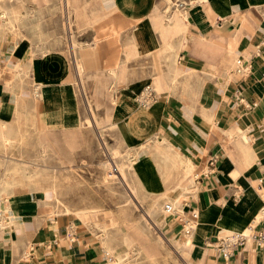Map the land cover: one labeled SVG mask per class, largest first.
Wrapping results in <instances>:
<instances>
[{
	"label": "crops",
	"instance_id": "0c3cea01",
	"mask_svg": "<svg viewBox=\"0 0 264 264\" xmlns=\"http://www.w3.org/2000/svg\"><path fill=\"white\" fill-rule=\"evenodd\" d=\"M178 1L187 6L176 13ZM148 82L158 92L142 108L136 98ZM84 90L113 97L101 127L137 149V177L153 195L174 197L185 162L195 167L177 184L179 216L198 213L190 234L179 216L160 225L170 251L186 264H264L253 240L228 258L215 250L264 206V0H0V143L91 126L85 118L95 125V111L103 120L105 108L87 98L83 117ZM37 135L28 142L44 144ZM212 154L216 171L204 177ZM2 157L0 181L30 162ZM20 182L0 191V264H111L107 247H118L108 234L78 213L57 214L44 192ZM129 253L119 251L121 264H137Z\"/></svg>",
	"mask_w": 264,
	"mask_h": 264
},
{
	"label": "rangeland",
	"instance_id": "374dc122",
	"mask_svg": "<svg viewBox=\"0 0 264 264\" xmlns=\"http://www.w3.org/2000/svg\"><path fill=\"white\" fill-rule=\"evenodd\" d=\"M175 11L179 13V10ZM147 84L158 92L155 83ZM84 92L85 90L79 96L83 117L89 115L84 102L87 98L94 110L105 108L103 120L95 111V125L85 118V124L91 126L82 124L74 131L61 133L48 129L35 133L29 131L25 135L17 134V138L14 139L16 142L0 143L1 157L3 155L22 157L23 160L30 161L21 164L24 167L21 171H13L23 173L22 176L11 175L1 180L0 191L11 190L13 184L19 183L21 179L20 184L23 186H17L18 189L27 188L31 191L37 190L39 193L44 192L46 199L56 208L57 214L68 216L70 213H78L88 217L98 226L99 234L102 232L108 234L111 244L118 247L117 250L107 247L110 261L114 257L121 264L123 260L119 256V251L123 250L126 253L130 252L125 257L132 263L152 264V261L143 258L144 254L146 257H152L156 264H186L184 256L182 260L176 253L170 251V245L165 242L160 227L164 225L160 209L167 200V197L165 199L161 197L166 194L169 196L168 191L165 190L155 196L152 192L144 195L135 186L132 176L128 175L125 181H120L119 175L115 176L111 172V165L113 168L116 165L119 168L123 163L125 165L129 155L136 150L120 143L113 126L101 127L109 123L107 109L113 103V97L89 96ZM102 99L104 103L97 102ZM97 118L100 119L99 122ZM37 133L44 137L40 138V143L45 142L41 146L37 142H28L34 135L37 141ZM38 151L41 153L39 157ZM45 151H48L47 154ZM4 166L3 159H0V177ZM194 168L187 161L185 169L192 171ZM184 176L183 172L179 183ZM6 227L7 225L3 229ZM205 243L209 244V240ZM115 260L111 261V264H115Z\"/></svg>",
	"mask_w": 264,
	"mask_h": 264
},
{
	"label": "built area",
	"instance_id": "2783aa9c",
	"mask_svg": "<svg viewBox=\"0 0 264 264\" xmlns=\"http://www.w3.org/2000/svg\"><path fill=\"white\" fill-rule=\"evenodd\" d=\"M187 6L186 2L178 1L173 4L174 9L177 10H184ZM236 70L246 73L248 71V67L241 66V61L238 59L236 61ZM156 100V91L151 87V85H145L140 93L138 94L136 101L137 104L142 107L146 108L154 103ZM218 155L212 154L210 155L205 163L204 169L202 171V175L204 177H209L213 175L216 171V164L218 161ZM198 177L195 176V180ZM261 181V180H259ZM259 188V185L258 187ZM179 208V207H178ZM178 208H174L171 204L165 203L164 209L167 212H170L172 216L178 217ZM2 216V209L0 208V217ZM198 213L192 210L188 217L182 218L179 216V220L182 223V232L184 234H190L191 232V224L197 219ZM259 225V226H258ZM258 226V227H257ZM250 238L253 240L257 245L264 246V206L262 207L261 214L259 215L257 223L254 221L250 223L246 231L244 233H234L231 237H225L220 239V244L218 248H224L226 253L231 256L232 252L237 246H242L247 242V239Z\"/></svg>",
	"mask_w": 264,
	"mask_h": 264
},
{
	"label": "bare ground",
	"instance_id": "6f19581e",
	"mask_svg": "<svg viewBox=\"0 0 264 264\" xmlns=\"http://www.w3.org/2000/svg\"><path fill=\"white\" fill-rule=\"evenodd\" d=\"M207 120V119H206ZM235 134V133H234ZM162 137V136H161ZM43 145V144H42ZM41 146V145H40ZM143 147V146H141ZM45 149V148H44ZM136 150H134L132 152L131 155H129V158L128 160L125 162V165L123 163V165L119 166V168H117L115 166V168L112 167L111 165V172L113 175L117 176L119 175V180L120 181H125L126 180V177L129 175V176H132L133 178V182L135 184V186H137V189H139L144 195L148 192H151L149 190L148 187H144L140 180L138 179L137 177V174H136V170H137V162L135 161V154H136ZM46 152V151H45ZM129 152V151H128ZM120 153V152H119ZM41 154V153H39ZM116 156V155H115ZM41 157V156H40ZM142 158V157H141ZM139 161V160H138ZM29 163V162H28ZM187 163V161L185 162ZM31 164V163H30ZM119 165V164H118ZM25 166V165H24ZM125 166V167H124ZM119 169V171H118ZM111 172H108V173H111ZM184 178L185 180L188 178V180H190L191 178V170L189 169H184ZM118 178V177H117ZM131 178V179H132ZM193 179H194V176H193ZM118 180V181H119ZM183 180V179H182ZM192 181V180H191ZM190 182V181H189ZM131 183V182H130ZM132 184V183H131ZM128 186V185H127ZM181 187L182 185H177L173 191H177V195H175L174 197L172 196H167L166 195H162L161 199H165L167 197V200L169 204H171L174 208L177 207V205L180 203V200H181V196H180V190H181ZM111 188V187H110ZM130 193V192H129ZM155 196V195H154ZM151 197V196H150ZM159 198V197H158ZM164 202V201H163ZM154 203V202H153ZM164 205L165 203L163 204L162 208L160 209L161 210V213H162V220H163V223L165 225V223L167 221H169L171 218H172V215L170 212H167L165 209H164ZM62 212V211H61ZM154 213H156V211H154ZM161 216V214H160ZM159 218V217H158ZM7 225V219L5 218L4 214H3V211H2V216L0 217V230L2 229L3 230V227ZM191 229H192V224H191ZM232 235H228V236H225V237H231ZM223 237V238H225ZM220 241V240H219ZM248 241H251L250 238L247 239V242ZM219 244V242H218ZM218 244L216 245L215 247V250L218 254L222 255L223 257L225 258H228L230 257L229 254L226 253L225 249L224 248H218ZM113 260H115L114 257L111 258V261L113 262ZM115 264H120L119 262H117V260H115Z\"/></svg>",
	"mask_w": 264,
	"mask_h": 264
}]
</instances>
